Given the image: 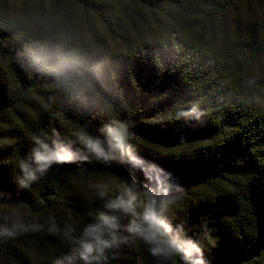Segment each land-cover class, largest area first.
I'll use <instances>...</instances> for the list:
<instances>
[{
	"label": "trees",
	"instance_id": "1",
	"mask_svg": "<svg viewBox=\"0 0 264 264\" xmlns=\"http://www.w3.org/2000/svg\"><path fill=\"white\" fill-rule=\"evenodd\" d=\"M12 1L0 0V230L15 234L0 235V264H86L77 239L126 190L138 207L166 191L165 219L203 264H264V0ZM40 144L67 158L37 171ZM116 214L120 243L100 264H172Z\"/></svg>",
	"mask_w": 264,
	"mask_h": 264
},
{
	"label": "clouds",
	"instance_id": "2",
	"mask_svg": "<svg viewBox=\"0 0 264 264\" xmlns=\"http://www.w3.org/2000/svg\"><path fill=\"white\" fill-rule=\"evenodd\" d=\"M116 147L124 149V133L120 129H110ZM96 152L101 149L95 143L90 145ZM67 157L58 156L51 152L47 145L40 144L34 149V161L37 171L44 172L54 161H61ZM25 176L28 180L36 179L35 172L27 164L23 165ZM167 192L164 191L160 197L152 190H148L145 199L138 207V194L126 190L115 199L108 201L105 208L109 211H100L95 217V223L87 225L81 236L77 239L79 256L86 264H100L106 260L105 252L108 249L118 246L120 243L117 235L122 228L119 212L129 216V222L123 225L124 230L132 237L142 240L147 246L152 256L162 261H171L175 264L177 254L185 261L190 260L191 264H203L200 258L201 250L196 243L184 239L180 232L174 230L172 225L165 219L163 213L168 204ZM12 229H25V225L14 223ZM15 232L4 228L0 230V235L12 236ZM56 264H63L57 260Z\"/></svg>",
	"mask_w": 264,
	"mask_h": 264
},
{
	"label": "rangeland",
	"instance_id": "3",
	"mask_svg": "<svg viewBox=\"0 0 264 264\" xmlns=\"http://www.w3.org/2000/svg\"><path fill=\"white\" fill-rule=\"evenodd\" d=\"M8 1H9L10 6L12 5V3L15 2V1H12V0H8ZM17 7H18V5H17Z\"/></svg>",
	"mask_w": 264,
	"mask_h": 264
}]
</instances>
